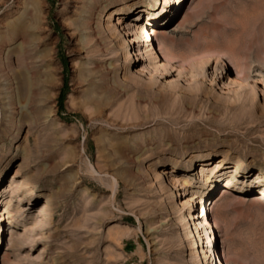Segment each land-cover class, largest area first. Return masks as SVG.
Returning <instances> with one entry per match:
<instances>
[{
	"label": "rangeland",
	"instance_id": "obj_1",
	"mask_svg": "<svg viewBox=\"0 0 264 264\" xmlns=\"http://www.w3.org/2000/svg\"><path fill=\"white\" fill-rule=\"evenodd\" d=\"M225 260L264 264V0H0V264Z\"/></svg>",
	"mask_w": 264,
	"mask_h": 264
},
{
	"label": "bare ground",
	"instance_id": "obj_2",
	"mask_svg": "<svg viewBox=\"0 0 264 264\" xmlns=\"http://www.w3.org/2000/svg\"><path fill=\"white\" fill-rule=\"evenodd\" d=\"M135 56H138V53H137V52L130 54V55H129L130 60L135 59ZM159 175H160V176H163V177H166V178H167V181H168L169 183H171V185H174V184H175V180H176V179H174V177H172L171 175H169L168 172H167L166 170H162V171H160V172H159ZM258 178H259V179H262L261 177H258ZM184 185H185V183H184ZM181 189H183V187H182ZM172 194H173L172 197H174V192H172ZM208 226H209L210 228L213 227L210 223H208ZM210 252H211V251H210ZM212 253L214 254V251H212ZM213 254H211V255H213ZM223 256H225V254H224ZM207 257H208V252H206V254H205V256H204L203 258H207ZM210 257H212V256H210ZM226 263H227V262H226V260H225V262H224V263H221V264H226Z\"/></svg>",
	"mask_w": 264,
	"mask_h": 264
},
{
	"label": "trees",
	"instance_id": "obj_3",
	"mask_svg": "<svg viewBox=\"0 0 264 264\" xmlns=\"http://www.w3.org/2000/svg\"><path fill=\"white\" fill-rule=\"evenodd\" d=\"M62 99H63V97H62Z\"/></svg>",
	"mask_w": 264,
	"mask_h": 264
}]
</instances>
